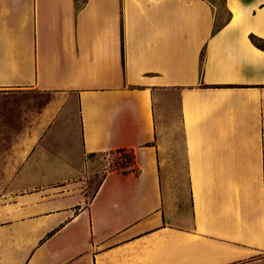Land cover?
<instances>
[{
  "label": "crops",
  "instance_id": "crops-1",
  "mask_svg": "<svg viewBox=\"0 0 264 264\" xmlns=\"http://www.w3.org/2000/svg\"><path fill=\"white\" fill-rule=\"evenodd\" d=\"M223 7L214 31L210 0H0V93L25 99L0 124V264H264V0ZM171 104L189 215L167 198ZM118 147L140 171L86 189Z\"/></svg>",
  "mask_w": 264,
  "mask_h": 264
},
{
  "label": "rangeland",
  "instance_id": "rangeland-1",
  "mask_svg": "<svg viewBox=\"0 0 264 264\" xmlns=\"http://www.w3.org/2000/svg\"><path fill=\"white\" fill-rule=\"evenodd\" d=\"M218 5V18L217 21L220 23L223 21L227 14L223 7L224 0H212ZM51 94H42L39 96V100L45 98H50ZM25 101L24 98L17 95H12L10 93H0V124H5L6 126L12 125L15 127L21 120L20 115L22 110H20V105ZM22 107V106H21ZM162 114L165 117V124L161 131L165 142L168 145L167 158L162 159V164L165 168L166 173V191L168 201L171 203H176L178 216L184 214L185 209L189 215L188 207V178L186 172V151L184 142L182 139V130L179 118V108L176 105V110L166 106L162 110ZM121 154L116 152H106L93 155L92 165L98 169V174L96 178H91L86 180V189L92 190L96 186L101 177L102 173L105 171H110L113 168L114 162L117 158H120ZM1 158H0V172H1ZM183 217V216H182ZM190 217V216H188Z\"/></svg>",
  "mask_w": 264,
  "mask_h": 264
},
{
  "label": "trees",
  "instance_id": "trees-1",
  "mask_svg": "<svg viewBox=\"0 0 264 264\" xmlns=\"http://www.w3.org/2000/svg\"><path fill=\"white\" fill-rule=\"evenodd\" d=\"M221 25L222 24L219 23L216 19L214 25V31H216ZM122 34H123V27H122ZM251 38L253 42L256 43L258 46L264 47L263 38L258 37L254 34H251ZM122 52H123V61H124V45H122ZM203 57H204V50L202 51V56H201L202 63H203ZM106 152H110V153L116 152L121 154L120 158H117V160L114 162L112 170H118L122 172L135 171L136 173L140 171V168L136 164V151L134 147H118L102 153H106Z\"/></svg>",
  "mask_w": 264,
  "mask_h": 264
}]
</instances>
